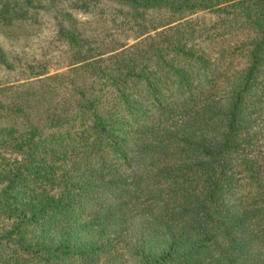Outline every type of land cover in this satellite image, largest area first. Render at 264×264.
Masks as SVG:
<instances>
[{
	"label": "trees",
	"instance_id": "obj_1",
	"mask_svg": "<svg viewBox=\"0 0 264 264\" xmlns=\"http://www.w3.org/2000/svg\"><path fill=\"white\" fill-rule=\"evenodd\" d=\"M107 1L131 42L0 49V264H264V0Z\"/></svg>",
	"mask_w": 264,
	"mask_h": 264
},
{
	"label": "rangeland",
	"instance_id": "obj_2",
	"mask_svg": "<svg viewBox=\"0 0 264 264\" xmlns=\"http://www.w3.org/2000/svg\"><path fill=\"white\" fill-rule=\"evenodd\" d=\"M80 1L56 0V11L61 13L55 16L53 7H49L53 4L52 0H32V3L29 0H0V49L5 55V61L20 70L21 67H32L31 71L48 67L54 73V66L60 61V66H64L68 59H74L70 56L69 49L72 47L67 45V40L58 34L54 26V21L62 20L65 13H70L74 19L70 27L78 33L84 49L105 48L118 39L127 38L126 41H132L130 35L133 32L128 25L119 19L113 21L112 18L117 15L115 12H103L100 9L111 4V1L98 0L94 9L86 11L70 7ZM211 17V14L206 15L197 23L209 22ZM28 73L25 71L17 74L0 63V88H4L0 91V102L11 101L13 94L8 87L23 82L22 75ZM17 79L21 80L13 81ZM0 119L6 121L7 117L0 114ZM11 157L17 156L13 154Z\"/></svg>",
	"mask_w": 264,
	"mask_h": 264
}]
</instances>
